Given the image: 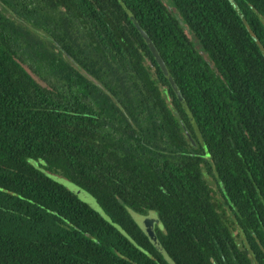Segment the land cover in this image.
<instances>
[{
  "label": "trees",
  "instance_id": "trees-1",
  "mask_svg": "<svg viewBox=\"0 0 264 264\" xmlns=\"http://www.w3.org/2000/svg\"><path fill=\"white\" fill-rule=\"evenodd\" d=\"M169 2L0 0V264H264V0Z\"/></svg>",
  "mask_w": 264,
  "mask_h": 264
},
{
  "label": "rangeland",
  "instance_id": "rangeland-1",
  "mask_svg": "<svg viewBox=\"0 0 264 264\" xmlns=\"http://www.w3.org/2000/svg\"><path fill=\"white\" fill-rule=\"evenodd\" d=\"M161 1L165 5L169 7L171 6L169 0H161ZM7 16L11 17L12 19H15V17L12 15L10 16L9 14H7ZM70 63L73 64L72 62ZM73 66L74 68L78 69L76 65ZM30 74L40 84L46 86L44 82L39 81L37 76H35L32 73ZM37 163L43 164L40 161H37L36 164ZM48 177L51 178L54 182L58 183L60 186H62L68 193L74 196L79 202L85 204L89 209H91L93 212L98 214L103 220L110 222V218L106 215V213L103 211V209L100 207V205L91 195H89L82 189L78 188L77 186H75L74 184H72L71 182L67 181L66 179L60 176L48 175ZM126 211L132 223L146 237L149 245L151 246L152 250L156 253V255L159 258H161L166 264H173L169 259V257L167 256L160 242V234L163 232V229L158 214L155 211H148L146 213H137L129 208H127Z\"/></svg>",
  "mask_w": 264,
  "mask_h": 264
},
{
  "label": "water",
  "instance_id": "water-1",
  "mask_svg": "<svg viewBox=\"0 0 264 264\" xmlns=\"http://www.w3.org/2000/svg\"><path fill=\"white\" fill-rule=\"evenodd\" d=\"M131 20H132L133 25L135 26L136 30H137L138 33L140 34L141 38L143 39L145 45L147 46V48H148L150 54H151L152 57L154 58V60H155V62H156V64H157V66L159 67L161 73H162L165 77H167V81H168V83H169V85H170V88H171V90L173 91L174 95L177 97V99H178L179 101H181V97H180L179 92H178V90H177V88H176V86H175V83H174V81L171 79V77L168 76L167 71H166V68H165V66H164V63H163V61L161 60V58L159 57L158 52H157V50L155 49V47L153 46L151 40H150L149 37L145 34V32H143V31L140 29V27L138 26V24H137L135 21H133L132 18H131ZM187 137H188V140H189L190 142H192V140H191V138H190V136H189L188 134H187Z\"/></svg>",
  "mask_w": 264,
  "mask_h": 264
}]
</instances>
